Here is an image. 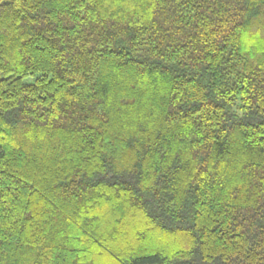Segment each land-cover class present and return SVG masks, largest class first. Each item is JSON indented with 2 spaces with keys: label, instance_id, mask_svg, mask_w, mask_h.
<instances>
[{
  "label": "trees",
  "instance_id": "obj_1",
  "mask_svg": "<svg viewBox=\"0 0 264 264\" xmlns=\"http://www.w3.org/2000/svg\"><path fill=\"white\" fill-rule=\"evenodd\" d=\"M0 264H264V0H0Z\"/></svg>",
  "mask_w": 264,
  "mask_h": 264
}]
</instances>
